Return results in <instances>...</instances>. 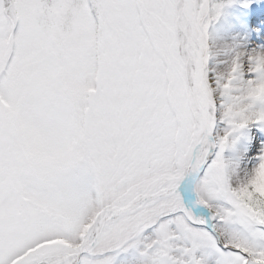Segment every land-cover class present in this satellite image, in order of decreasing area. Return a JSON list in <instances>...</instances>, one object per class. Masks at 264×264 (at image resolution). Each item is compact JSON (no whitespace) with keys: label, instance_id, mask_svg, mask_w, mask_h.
Wrapping results in <instances>:
<instances>
[{"label":"snow or ice","instance_id":"1","mask_svg":"<svg viewBox=\"0 0 264 264\" xmlns=\"http://www.w3.org/2000/svg\"><path fill=\"white\" fill-rule=\"evenodd\" d=\"M219 8L0 0V264H264V144L221 156L264 80L206 75Z\"/></svg>","mask_w":264,"mask_h":264},{"label":"rangeland","instance_id":"2","mask_svg":"<svg viewBox=\"0 0 264 264\" xmlns=\"http://www.w3.org/2000/svg\"><path fill=\"white\" fill-rule=\"evenodd\" d=\"M212 5H220V8L218 14L210 11L206 20L205 29L210 42L206 75L215 78L226 72L233 61L247 67L250 64L246 59L248 53H264V0H210L209 7ZM206 49L205 46L204 54ZM241 53L246 55L245 61H242ZM228 131V126L222 122L217 123L214 129L219 137ZM230 141L231 146L221 153L229 171L231 167L242 165L245 154L248 157L264 144V130L250 124L232 133ZM218 151V147L212 149L213 157ZM240 169L237 170L239 174Z\"/></svg>","mask_w":264,"mask_h":264},{"label":"clouds","instance_id":"3","mask_svg":"<svg viewBox=\"0 0 264 264\" xmlns=\"http://www.w3.org/2000/svg\"><path fill=\"white\" fill-rule=\"evenodd\" d=\"M240 55H244V54L241 53ZM248 60L251 62L249 71L256 73L258 80H264V53H259V52L250 53L248 54ZM229 69L226 70V72L229 71ZM255 91L257 95H264V88L260 87L259 85H257ZM253 178H256L255 174H253ZM236 179H237V184H239L241 182V178L237 177ZM262 186H264V178L257 179V187L260 188ZM257 196L259 198L258 192H257Z\"/></svg>","mask_w":264,"mask_h":264},{"label":"bare ground","instance_id":"4","mask_svg":"<svg viewBox=\"0 0 264 264\" xmlns=\"http://www.w3.org/2000/svg\"><path fill=\"white\" fill-rule=\"evenodd\" d=\"M258 39H260V38H258ZM209 44V42L207 43V45ZM209 46L210 45H208L207 46V51L209 52L210 51V48H209ZM257 52H259V53H263V51H257ZM250 53H253V52H250ZM250 53H248V54H250ZM246 55L244 54L243 56H242V61H245V57ZM247 60H248V58H246ZM207 66H208V64H207V58L205 57V60H204V71H205V73H206V71H207ZM247 154H245L244 155V157H243V159H242V161L241 162H243L242 163V165H239V166H237V168L239 169L240 167H241V169H240V174H241V171H243V169H244V166L246 165V163H247ZM237 168H235V167H231L230 168V172L233 170V169H235V171H236V173H237V177H239L240 176V174H239V171H237L238 169Z\"/></svg>","mask_w":264,"mask_h":264},{"label":"water","instance_id":"5","mask_svg":"<svg viewBox=\"0 0 264 264\" xmlns=\"http://www.w3.org/2000/svg\"><path fill=\"white\" fill-rule=\"evenodd\" d=\"M204 35L206 36V33H205V32H204ZM207 46H208V45H207ZM206 55H207V51H206V53H205V55H204V56L206 57Z\"/></svg>","mask_w":264,"mask_h":264}]
</instances>
